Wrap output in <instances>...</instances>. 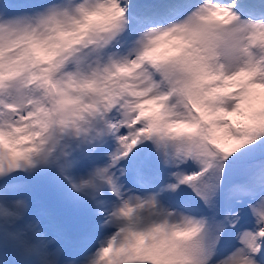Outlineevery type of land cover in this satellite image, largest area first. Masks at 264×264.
Segmentation results:
<instances>
[{"label":"snow or ice","instance_id":"6c2138e0","mask_svg":"<svg viewBox=\"0 0 264 264\" xmlns=\"http://www.w3.org/2000/svg\"><path fill=\"white\" fill-rule=\"evenodd\" d=\"M244 17V0H0V235L54 264L16 199L47 169L103 216L79 264H264V14Z\"/></svg>","mask_w":264,"mask_h":264},{"label":"rangeland","instance_id":"374dc122","mask_svg":"<svg viewBox=\"0 0 264 264\" xmlns=\"http://www.w3.org/2000/svg\"><path fill=\"white\" fill-rule=\"evenodd\" d=\"M256 1L244 0V18H257L264 14V3L257 4ZM21 179L27 187L23 196L30 202L25 218L38 222L48 234L52 239L51 250L60 249L55 264H79L80 257L89 248L94 250L97 240L103 238L105 230L101 227L103 221H100L103 216L95 215L83 196L75 201L73 194L76 190L51 170L32 174L24 172ZM51 223L60 227V231L51 232ZM0 251L3 253V264H40L32 254L25 253L9 241L6 235H0Z\"/></svg>","mask_w":264,"mask_h":264},{"label":"clouds","instance_id":"9594fccd","mask_svg":"<svg viewBox=\"0 0 264 264\" xmlns=\"http://www.w3.org/2000/svg\"><path fill=\"white\" fill-rule=\"evenodd\" d=\"M252 23H259V21H253ZM225 40H229V38L225 36V37H222L220 40V42L223 45L221 48L222 52H227L229 50V48H231L232 50H241L244 47H246L248 44V41L244 37L243 33H241L238 38L229 40V43H227V44L224 43ZM259 54L264 55V49H261ZM16 199H20L23 201V204H24L23 214L26 215V213L30 207V202H29L28 198L24 197V196H19V197H16ZM0 218H3L2 217V209H0ZM32 255L40 262V264H44V258L41 255H36V254H32ZM49 258L53 259L54 264H55L57 257H49Z\"/></svg>","mask_w":264,"mask_h":264},{"label":"trees","instance_id":"16d2710c","mask_svg":"<svg viewBox=\"0 0 264 264\" xmlns=\"http://www.w3.org/2000/svg\"><path fill=\"white\" fill-rule=\"evenodd\" d=\"M50 185H53V183H51ZM57 188V187H56ZM75 197H76V199H79L80 197H81V193H78V192H74V194H73Z\"/></svg>","mask_w":264,"mask_h":264}]
</instances>
